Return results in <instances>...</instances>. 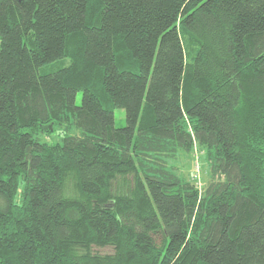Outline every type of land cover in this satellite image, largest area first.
<instances>
[{
  "label": "trees",
  "instance_id": "1",
  "mask_svg": "<svg viewBox=\"0 0 264 264\" xmlns=\"http://www.w3.org/2000/svg\"><path fill=\"white\" fill-rule=\"evenodd\" d=\"M0 264H264V0H0Z\"/></svg>",
  "mask_w": 264,
  "mask_h": 264
},
{
  "label": "rangeland",
  "instance_id": "2",
  "mask_svg": "<svg viewBox=\"0 0 264 264\" xmlns=\"http://www.w3.org/2000/svg\"><path fill=\"white\" fill-rule=\"evenodd\" d=\"M80 101V94L78 96V102ZM126 117H125V109L118 107L115 109V125L120 127L125 125ZM52 126L49 125V128ZM71 131V129H70ZM72 132L76 133V130H72ZM51 133V132H50ZM64 130L58 129L56 132L52 134H44L43 138L48 141H56L60 140L63 135ZM170 163L174 166L176 171L193 181H196L200 187H202L205 183V180L208 178L207 175V165L205 164L204 159V151L201 150L198 146L194 147L192 153H179L176 158L170 159ZM157 242L161 241L162 235L160 233L155 235Z\"/></svg>",
  "mask_w": 264,
  "mask_h": 264
}]
</instances>
